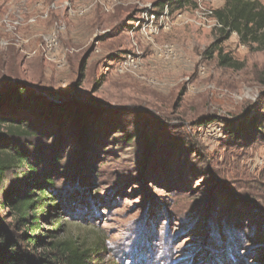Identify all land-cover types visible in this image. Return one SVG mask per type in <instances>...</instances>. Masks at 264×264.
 <instances>
[{
    "label": "rangeland",
    "instance_id": "1",
    "mask_svg": "<svg viewBox=\"0 0 264 264\" xmlns=\"http://www.w3.org/2000/svg\"><path fill=\"white\" fill-rule=\"evenodd\" d=\"M162 1L0 0V116L100 264H264V50Z\"/></svg>",
    "mask_w": 264,
    "mask_h": 264
},
{
    "label": "trees",
    "instance_id": "2",
    "mask_svg": "<svg viewBox=\"0 0 264 264\" xmlns=\"http://www.w3.org/2000/svg\"><path fill=\"white\" fill-rule=\"evenodd\" d=\"M194 5L195 0H163L160 6L172 11ZM212 16L218 25V37L209 55L216 53L219 67L241 68L222 48L233 33L242 44H255L257 50H264V6L259 1L225 0ZM24 94L22 89L10 92L20 108L27 107ZM32 137L33 131L20 117L0 116V211L4 215L0 223V264H100L102 245L65 236L53 180L49 175L38 176L27 151L18 144ZM6 138L10 143H5ZM36 159L42 160V156L37 154ZM7 175L15 181L5 187Z\"/></svg>",
    "mask_w": 264,
    "mask_h": 264
},
{
    "label": "built area",
    "instance_id": "3",
    "mask_svg": "<svg viewBox=\"0 0 264 264\" xmlns=\"http://www.w3.org/2000/svg\"><path fill=\"white\" fill-rule=\"evenodd\" d=\"M211 14H212V12H211Z\"/></svg>",
    "mask_w": 264,
    "mask_h": 264
}]
</instances>
